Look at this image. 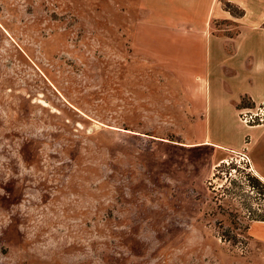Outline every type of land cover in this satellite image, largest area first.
<instances>
[{"label":"rangeland","instance_id":"obj_1","mask_svg":"<svg viewBox=\"0 0 264 264\" xmlns=\"http://www.w3.org/2000/svg\"><path fill=\"white\" fill-rule=\"evenodd\" d=\"M149 7L0 0V264H264L250 156L202 144Z\"/></svg>","mask_w":264,"mask_h":264},{"label":"crops","instance_id":"obj_2","mask_svg":"<svg viewBox=\"0 0 264 264\" xmlns=\"http://www.w3.org/2000/svg\"><path fill=\"white\" fill-rule=\"evenodd\" d=\"M142 1L153 12L150 27L154 21L167 30L171 60L199 69L202 144L248 152L264 181V165L250 148L264 124H246L239 116L241 107L264 102V0ZM225 2L242 13L232 12ZM232 125L239 127L238 134L223 135Z\"/></svg>","mask_w":264,"mask_h":264},{"label":"built area","instance_id":"obj_3","mask_svg":"<svg viewBox=\"0 0 264 264\" xmlns=\"http://www.w3.org/2000/svg\"><path fill=\"white\" fill-rule=\"evenodd\" d=\"M240 119L246 124H264V102L254 106H244L239 110Z\"/></svg>","mask_w":264,"mask_h":264},{"label":"trees","instance_id":"obj_4","mask_svg":"<svg viewBox=\"0 0 264 264\" xmlns=\"http://www.w3.org/2000/svg\"><path fill=\"white\" fill-rule=\"evenodd\" d=\"M225 5H226L227 8H229L232 12H234L236 14L242 13V11L238 7L232 5L230 2H225ZM244 101H246V100H244ZM218 166H220V164ZM254 182H255L254 183V186L256 185L259 188L261 187L262 190H264V181H262V179L259 176L256 177V179L254 180ZM253 218L260 219V220H264V214L263 213H256Z\"/></svg>","mask_w":264,"mask_h":264}]
</instances>
